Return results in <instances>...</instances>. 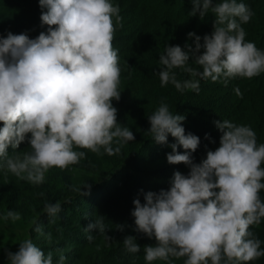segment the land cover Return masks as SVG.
Masks as SVG:
<instances>
[{"label":"clouds","instance_id":"9594fccd","mask_svg":"<svg viewBox=\"0 0 264 264\" xmlns=\"http://www.w3.org/2000/svg\"><path fill=\"white\" fill-rule=\"evenodd\" d=\"M39 4L47 9L41 14L47 32L34 39L12 32L0 37V159L7 172L33 185L44 183L49 169L78 164L86 154L74 147L97 154L103 148L115 155L121 148L112 147L114 139L118 145L135 140L133 132L118 123V109L112 103L121 98V68L113 47L116 24L122 19L119 7L110 0H39ZM193 4L191 15L198 12L201 19L211 10L216 17L214 30L203 37V44L200 36L190 32L189 37H195L194 50L190 45L188 51L179 45L167 46L159 57L161 86L171 83L181 92H199V80L181 83L173 71L176 68L212 81L251 79L264 73V51L245 41L241 23H248L253 13L244 3L193 0ZM201 48L205 49L202 54ZM190 53L202 71L188 66ZM185 119L173 115L167 104L149 116L147 132L156 143H167L168 134L176 138L167 161L184 163L190 172L175 171L170 189L147 192L146 203L139 198L133 201L135 230L157 242L145 247V260L187 257L184 264H234L264 256L261 241L249 230L264 218L260 198L264 143L257 145L256 133L249 126L215 121L223 133L220 146L195 163L192 153L200 138L185 134ZM25 140L31 151L10 156L8 147L17 149ZM179 146L190 151L181 153ZM84 187L87 192L73 190L82 196L90 194L91 185ZM61 210L57 201L45 204L43 212L55 217ZM3 218L16 221L21 217L18 211L9 210ZM33 223L34 231L44 235L40 225ZM94 228L105 231L102 219L85 231ZM119 228L123 231L124 226ZM123 243L128 252L140 251L135 236H126ZM8 258L10 264H53V253L45 255L30 239L21 242L17 252L9 251ZM64 260L61 255L60 264Z\"/></svg>","mask_w":264,"mask_h":264},{"label":"trees","instance_id":"16d2710c","mask_svg":"<svg viewBox=\"0 0 264 264\" xmlns=\"http://www.w3.org/2000/svg\"><path fill=\"white\" fill-rule=\"evenodd\" d=\"M221 2L223 0H213V3ZM236 2L244 3L253 13L248 23H241L246 33L245 41L255 43L258 49L264 51V0ZM110 3L119 7L122 18L116 24L113 40L121 68V98L112 103L118 109V123L129 128L135 140L121 141L118 145L114 139L112 147L121 148L115 155H108L103 148L101 154H97L74 147L75 151H83L86 155L78 164L71 165L63 178L70 188L66 190L68 184L65 183V189L55 186L56 192L52 191L54 196L60 197L58 202L62 210L55 217L44 213L45 204L57 202L46 197L35 220L44 235L34 231L36 225L33 223L27 236L45 255L49 251L53 253V264H60L61 255L65 256L63 264H184L187 257L146 261L145 247L155 246L157 242L154 237L149 238L135 230V217L131 214L135 199L146 203L147 192L170 189L175 171L185 175L190 172V167L184 163L170 164L167 161V154L173 151L170 145L177 142L176 138L168 134L167 143H156L147 132L151 127L149 116L161 104H167L173 115L186 117L182 122L185 134L192 133L200 138L197 150L192 153L195 163L205 159L209 150L220 146L223 133L215 121L229 120L238 126L251 127L259 146L264 143V73L251 79L234 77L225 80L221 77L212 81L211 78L193 77L182 68H176L173 71L181 83L199 80V92L191 89L181 92L171 83L161 86L159 73L163 66L159 62L160 55L166 52L168 45H179L185 51L190 45L194 50L195 37L190 38V32L200 36L203 44V37L214 30L215 15L211 10L203 19L198 12L191 15L193 0H110ZM44 11L47 9L41 8L39 0H0V16L8 19V22L0 24V34H5L1 37L12 32L26 33L34 39L41 32H47L48 25L41 22ZM236 19L240 23L239 18ZM113 21L115 23V16ZM204 51L201 48L200 54ZM188 66L202 71L191 53ZM28 135L31 136L30 133ZM177 150L181 153L190 151L182 146ZM30 151L28 140L21 142L17 149L8 147L10 156ZM3 164L4 160L0 159V183L13 186L14 174L7 172ZM85 184L91 185L90 194L82 196L73 190L80 188L87 192ZM14 189L18 191V188ZM59 191L62 193L60 196ZM19 195V207L31 201L28 192L22 191L17 193ZM260 198L264 202V189L260 191ZM96 219H102L105 231L101 233L99 228L85 231ZM120 225L124 226L123 231ZM249 230L261 241V250H264V218ZM48 233L51 234L50 239ZM89 235L93 239L89 240ZM128 235L136 237L141 246L139 252L126 250L123 239ZM234 264H264V256Z\"/></svg>","mask_w":264,"mask_h":264},{"label":"rangeland","instance_id":"374dc122","mask_svg":"<svg viewBox=\"0 0 264 264\" xmlns=\"http://www.w3.org/2000/svg\"><path fill=\"white\" fill-rule=\"evenodd\" d=\"M2 22H8V19L0 16V24ZM1 35L5 34H0V37ZM70 169V166L68 169H49L45 173L44 183L40 185H33L27 180L17 178L15 175H13L12 180L13 186L0 183V264H10L8 252H17L20 243L28 239L27 232L33 221L38 217L44 205V199L48 197L51 201H59L60 197L54 196L56 188L53 187L59 186V189H65V183H67L66 190L70 188V184L63 179ZM9 186L10 188H8ZM14 188H18V191ZM43 190H45V193H43ZM22 191L28 192L31 201L19 207L17 201L20 200V195L17 196V193ZM52 191L55 192L52 193ZM61 194L59 191V196ZM9 210L18 211L21 218L16 221L10 218L5 220L3 217Z\"/></svg>","mask_w":264,"mask_h":264}]
</instances>
